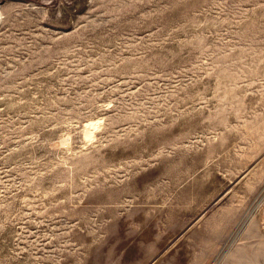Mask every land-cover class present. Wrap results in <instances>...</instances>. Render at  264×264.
I'll return each mask as SVG.
<instances>
[{"label":"rangeland","instance_id":"1","mask_svg":"<svg viewBox=\"0 0 264 264\" xmlns=\"http://www.w3.org/2000/svg\"><path fill=\"white\" fill-rule=\"evenodd\" d=\"M0 264H264V0H0Z\"/></svg>","mask_w":264,"mask_h":264}]
</instances>
